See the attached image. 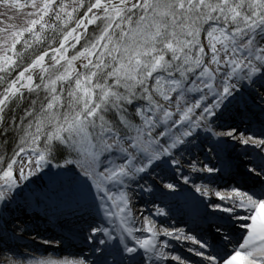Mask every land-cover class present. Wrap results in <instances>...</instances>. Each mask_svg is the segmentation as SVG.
Segmentation results:
<instances>
[{"label":"snow or ice","instance_id":"6c2138e0","mask_svg":"<svg viewBox=\"0 0 264 264\" xmlns=\"http://www.w3.org/2000/svg\"><path fill=\"white\" fill-rule=\"evenodd\" d=\"M0 264H264V0H0Z\"/></svg>","mask_w":264,"mask_h":264},{"label":"bare ground","instance_id":"6f19581e","mask_svg":"<svg viewBox=\"0 0 264 264\" xmlns=\"http://www.w3.org/2000/svg\"><path fill=\"white\" fill-rule=\"evenodd\" d=\"M41 232H42V236L39 237L38 239H42V238H46V239L47 238H52L53 236H56L57 235V231L56 230L44 231L43 227H41ZM51 246H56V244L55 245L51 244ZM36 247H38V246H36ZM46 250L47 249H44V248L37 249V254L38 255L39 254L43 255L42 252H41V251H43L44 252V255L47 256L46 253H48V250L47 251ZM74 250H75V248L69 247V246L66 245L63 249H61V253L71 252V251H74Z\"/></svg>","mask_w":264,"mask_h":264},{"label":"rangeland","instance_id":"374dc122","mask_svg":"<svg viewBox=\"0 0 264 264\" xmlns=\"http://www.w3.org/2000/svg\"><path fill=\"white\" fill-rule=\"evenodd\" d=\"M45 239L46 238L37 239V241H36V246H38L37 248H46V249L50 250V252H51V253L49 252V255H52L54 257H57V256L62 257V254H64V253L61 254V250L57 249V246H51V244H44L43 240H45ZM47 239H51V238H47ZM52 244L55 245V243H52Z\"/></svg>","mask_w":264,"mask_h":264}]
</instances>
